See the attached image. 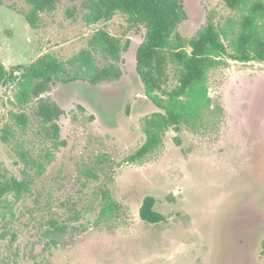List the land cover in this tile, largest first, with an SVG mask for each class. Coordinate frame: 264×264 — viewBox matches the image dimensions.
I'll list each match as a JSON object with an SVG mask.
<instances>
[{
  "label": "rangeland",
  "instance_id": "374dc122",
  "mask_svg": "<svg viewBox=\"0 0 264 264\" xmlns=\"http://www.w3.org/2000/svg\"><path fill=\"white\" fill-rule=\"evenodd\" d=\"M85 1L60 0L32 27L26 0H0V62L18 71L0 84V178L23 182L20 193L0 197V264H264V61L219 56L183 129L169 130L159 147L129 161L145 141L142 119L160 110L136 69L145 29L122 13L90 22ZM185 5L183 36H195L211 15L233 52L242 10L223 0ZM98 30L128 42L119 61L101 53ZM83 50H94L97 65L120 66L121 79H80ZM41 56L63 63L64 78L78 77L57 81L48 93L63 109L58 147L33 114L36 100H17L23 70L15 67ZM170 74L168 90L179 84L174 67ZM22 113L25 125L16 122ZM8 128L14 135L7 142ZM146 196L156 198L166 221L141 218Z\"/></svg>",
  "mask_w": 264,
  "mask_h": 264
},
{
  "label": "trees",
  "instance_id": "16d2710c",
  "mask_svg": "<svg viewBox=\"0 0 264 264\" xmlns=\"http://www.w3.org/2000/svg\"><path fill=\"white\" fill-rule=\"evenodd\" d=\"M59 1L26 0L29 8L24 12V17L32 27H37L41 14L54 10ZM223 2L231 10H242L240 18L234 20L238 24V31L230 40L231 53L222 40V31L211 15L195 36L187 38L182 35L179 25L188 18L185 0L85 1L87 20L90 22L107 21L117 13H122L132 26L145 29L144 39L136 51V69L147 97L160 110L142 119L145 141L129 156V161L144 158L159 147L169 130L180 132L183 129L192 106L194 105L196 112L202 103L201 86L206 81L208 70L219 63V56L229 54V57L241 62L264 61V0ZM70 14L73 15V12L70 11ZM94 42L101 53L115 62L120 60L121 52L128 46V42L122 45L119 39L104 30H98ZM93 51L83 50L77 56L86 71V75L80 79L86 80L90 85L121 79L123 71L120 66L115 63L97 65ZM171 67H174L179 77V84L168 90L166 87L171 78ZM15 68L23 70L17 100H36L33 114L42 125L45 137L58 147L63 143L59 124L63 109L48 93L57 81L69 82L78 80V77L64 78V64L51 56H41L29 65H17ZM14 78H17L15 72L9 73L0 62V84ZM158 93L168 95V102H163ZM185 97L189 99L185 101ZM15 118L17 123L23 125L28 121L25 113L16 114ZM13 132L12 129H6L2 139L8 142L10 135H14ZM175 140L181 144L178 135ZM19 153L22 159L28 160L22 146H19ZM22 188L23 182L20 180L12 178L7 182L0 178V197L13 189L20 193ZM108 198L111 199L109 194ZM155 202L156 198L153 196H146L142 202L140 216L147 223L157 224L167 220L162 212L155 209Z\"/></svg>",
  "mask_w": 264,
  "mask_h": 264
},
{
  "label": "built area",
  "instance_id": "2783aa9c",
  "mask_svg": "<svg viewBox=\"0 0 264 264\" xmlns=\"http://www.w3.org/2000/svg\"><path fill=\"white\" fill-rule=\"evenodd\" d=\"M18 73V71H15V74H17Z\"/></svg>",
  "mask_w": 264,
  "mask_h": 264
}]
</instances>
